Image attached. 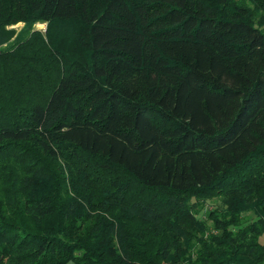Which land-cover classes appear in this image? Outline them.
Returning a JSON list of instances; mask_svg holds the SVG:
<instances>
[{
    "label": "trees",
    "instance_id": "obj_1",
    "mask_svg": "<svg viewBox=\"0 0 264 264\" xmlns=\"http://www.w3.org/2000/svg\"><path fill=\"white\" fill-rule=\"evenodd\" d=\"M263 232L264 0H0V264H264Z\"/></svg>",
    "mask_w": 264,
    "mask_h": 264
},
{
    "label": "rangeland",
    "instance_id": "obj_2",
    "mask_svg": "<svg viewBox=\"0 0 264 264\" xmlns=\"http://www.w3.org/2000/svg\"><path fill=\"white\" fill-rule=\"evenodd\" d=\"M25 26V23L23 22H14V23H10V25L7 26V28L11 29L13 31V36L12 37H16V34L23 29ZM46 27V24L42 21H36L32 24V29L36 30L37 32L40 31L41 33L44 31V28ZM220 206V203H218L217 200L215 199H208L206 201H204V209H209L210 207H218ZM202 212V211H201ZM197 213L198 217L200 216V213ZM258 242L262 243L264 245V232L259 236V238H257Z\"/></svg>",
    "mask_w": 264,
    "mask_h": 264
}]
</instances>
